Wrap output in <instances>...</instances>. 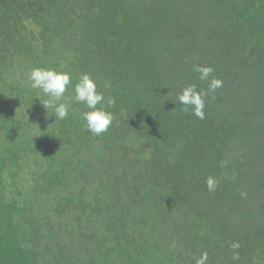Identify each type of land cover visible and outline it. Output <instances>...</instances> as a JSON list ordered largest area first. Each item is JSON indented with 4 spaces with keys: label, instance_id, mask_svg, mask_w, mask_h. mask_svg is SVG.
<instances>
[{
    "label": "trees",
    "instance_id": "trees-1",
    "mask_svg": "<svg viewBox=\"0 0 264 264\" xmlns=\"http://www.w3.org/2000/svg\"><path fill=\"white\" fill-rule=\"evenodd\" d=\"M37 67L70 73L64 120L31 88ZM84 73L114 116L98 137L74 100ZM190 84L202 120L178 100ZM203 253L264 264V0H0V264Z\"/></svg>",
    "mask_w": 264,
    "mask_h": 264
},
{
    "label": "clouds",
    "instance_id": "clouds-1",
    "mask_svg": "<svg viewBox=\"0 0 264 264\" xmlns=\"http://www.w3.org/2000/svg\"><path fill=\"white\" fill-rule=\"evenodd\" d=\"M194 70L199 73L201 80H206L214 72L211 66L194 65ZM28 81L31 88L40 90L47 99L43 102V107L52 109L56 119L64 120L69 114V104L62 102L65 100V93L72 86V77L68 72L57 71L48 68H33L28 73ZM223 86L221 79L212 76L208 83V90L215 93L217 89ZM74 100L77 103L86 105L90 111L82 113L83 119L86 121L87 130L94 136H100L106 133L114 116L111 112L105 110L103 105L105 102L104 93L97 90V83L88 73L80 76L79 81L74 85ZM207 93L203 90H197L196 85L190 84L185 87L178 96L179 102L185 106V111L192 110V114L199 119L205 118V97ZM106 103L111 105L114 100L109 98ZM207 190L214 192L218 186V181L214 177H208L206 180ZM242 196L246 193H241ZM239 244H234L233 248H238ZM238 259V256H234ZM208 260L207 253H203L196 261V264H206Z\"/></svg>",
    "mask_w": 264,
    "mask_h": 264
}]
</instances>
